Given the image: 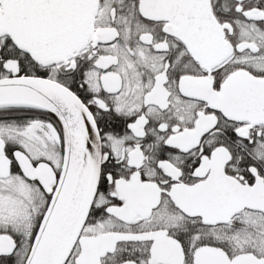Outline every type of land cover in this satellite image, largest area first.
Masks as SVG:
<instances>
[{"label":"snow or ice","instance_id":"snow-or-ice-1","mask_svg":"<svg viewBox=\"0 0 264 264\" xmlns=\"http://www.w3.org/2000/svg\"><path fill=\"white\" fill-rule=\"evenodd\" d=\"M0 264H264V0H0Z\"/></svg>","mask_w":264,"mask_h":264}]
</instances>
